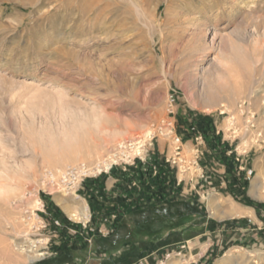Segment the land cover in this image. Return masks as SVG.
<instances>
[{"label":"rangeland","instance_id":"obj_1","mask_svg":"<svg viewBox=\"0 0 264 264\" xmlns=\"http://www.w3.org/2000/svg\"><path fill=\"white\" fill-rule=\"evenodd\" d=\"M172 262L264 264V0H0V264Z\"/></svg>","mask_w":264,"mask_h":264},{"label":"built area","instance_id":"obj_2","mask_svg":"<svg viewBox=\"0 0 264 264\" xmlns=\"http://www.w3.org/2000/svg\"><path fill=\"white\" fill-rule=\"evenodd\" d=\"M239 109L242 112L241 116H244V118H245L244 121L246 123L245 124L246 128L248 129V131L252 132L256 126L255 113L251 110V108L247 107L244 102L240 103ZM231 118H232L231 119L232 127L235 126V128H237L236 116L233 115ZM237 133H238V131L235 134H237ZM200 138H202V135ZM255 138L257 139V136ZM197 139H199L198 135H197ZM181 141H182L181 137L178 136L176 138V142L178 143L177 150H180V148H181V146H180ZM238 156H240V153H238ZM133 160L134 161L130 164V166L135 164V159H133ZM237 160H240V158L238 157ZM128 164L129 163H126L127 166H128ZM143 164H145L146 166H152V168L155 169V172H158V168H159L158 164H156V163L150 164V163H145V162H143ZM127 166L124 167V170L127 169ZM90 171H91L90 169H88L85 165H83V166L68 168L65 171H62L61 173H56L52 170H48V171H45L43 176L45 177L44 180L49 179L51 181V183H54L55 186H60L63 183V185L65 187L64 189L67 190L68 195H73V194H78V191L81 190V188L84 185V182H86V180L88 178L92 177V175L90 174ZM94 176H98V175H94ZM78 195H80V194H78ZM43 210H45L44 204H42V207L39 209H36L34 211H31V212H29V211L27 212L28 213L27 217H25L24 220H25V224L29 228V230L26 232L30 233V230H32L33 227L37 224L35 222V219H39V222L42 224L41 227L40 226L38 227V230L43 229L45 231L48 228L49 222L47 221V219L46 218H40L41 216H40L39 212L43 211ZM116 218H117L116 213L111 214V217H110L111 222H114V220H116ZM32 219H34V223L30 224ZM55 222L57 225H61V222L59 219H56ZM27 239H29V241L32 240L29 237ZM25 241H27V240H25ZM42 241H44L43 237L38 238L36 240V242H34V246L38 247V244H41ZM141 263H143V262L141 261Z\"/></svg>","mask_w":264,"mask_h":264},{"label":"bare ground","instance_id":"obj_3","mask_svg":"<svg viewBox=\"0 0 264 264\" xmlns=\"http://www.w3.org/2000/svg\"><path fill=\"white\" fill-rule=\"evenodd\" d=\"M112 65V64H111ZM125 67V66H124ZM124 67H120V68H118V69H116L117 70V73H118V75H122V72H123V70H124ZM111 68H113V65L111 66ZM113 70H114V68H113ZM88 72V71H87ZM125 72V71H124ZM124 74V73H123ZM119 77V76H118ZM120 80H121V77H120ZM99 81V80H98ZM120 82V81H119ZM121 84V83H120ZM123 86H125L124 85V83H123ZM118 87V86H117ZM135 94H138V92L137 93H135ZM137 97H138V95H137ZM136 97V99H138ZM109 103V102H108ZM135 149H136V151L138 152V153H142L143 152V143L141 142V141H137V143H136V147H135ZM108 166V165H107ZM111 167V165L108 167V169ZM66 195H68V193H66ZM73 195H75V197L76 198H78L79 200L77 201V202H75V203H73V204H70V203H68L65 199H61V198H57V202L62 206V208L64 209V211L70 216V217H72L73 219H75V220H80V219H83V218H88V214H89V208H88V205L87 204H85L84 202H83V200H81L82 198H81V196L80 195H78V194H73ZM209 201H210V203H211V205H214L216 202L214 201V200H212V199H209ZM86 202V201H85ZM209 203V204H210ZM228 210V209H227ZM228 213H230L229 215H245V214H251L252 212H251V210L250 209H243V208H231V209H229L228 210ZM217 215H219V214H217ZM230 217V216H229ZM32 246V245H31ZM19 247H21V248H23V247H25V244L24 243H19ZM33 247V246H32ZM32 247H28L30 250L32 249ZM35 247V246H34ZM34 251H36V252H34V254H29L28 255V259H27V262H34L36 259H38L39 257H42L44 254H45V252H39V251H37V249H34ZM26 262V263H27ZM171 264H173V262L171 263Z\"/></svg>","mask_w":264,"mask_h":264},{"label":"crops","instance_id":"obj_4","mask_svg":"<svg viewBox=\"0 0 264 264\" xmlns=\"http://www.w3.org/2000/svg\"><path fill=\"white\" fill-rule=\"evenodd\" d=\"M182 135L189 137L190 135L192 136L193 134H192V133H191V134H189V132H188V131H187V132L183 131V132H182ZM192 137H193V136H192ZM233 160L235 161V160H236V158H234ZM219 166H220V167H223V170H222V171H220V170H221V168H219V169H217V168H214L215 172H212L213 174H215L216 172H224V170H226V169H224L225 165H219ZM215 175H216V174H215ZM215 177H216V176H215ZM219 177L223 179V176H222V175H219ZM99 179H101V180H102V178H99ZM224 179H225V177H224ZM222 184H223V185H225V184H226V181H223V182H222ZM112 186H113V185H112ZM97 212H98V211H97Z\"/></svg>","mask_w":264,"mask_h":264}]
</instances>
